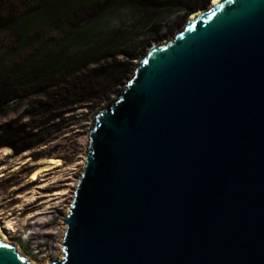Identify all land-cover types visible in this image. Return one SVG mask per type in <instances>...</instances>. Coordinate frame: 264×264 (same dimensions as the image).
<instances>
[{
	"label": "water",
	"instance_id": "95a60500",
	"mask_svg": "<svg viewBox=\"0 0 264 264\" xmlns=\"http://www.w3.org/2000/svg\"><path fill=\"white\" fill-rule=\"evenodd\" d=\"M134 68L48 264H264V0L210 4ZM0 264L31 263L0 234Z\"/></svg>",
	"mask_w": 264,
	"mask_h": 264
},
{
	"label": "rangeland",
	"instance_id": "374dc122",
	"mask_svg": "<svg viewBox=\"0 0 264 264\" xmlns=\"http://www.w3.org/2000/svg\"><path fill=\"white\" fill-rule=\"evenodd\" d=\"M211 1L164 0L169 4L160 6L162 0H98L67 22L37 26L23 47L13 41L8 50L0 48V60L9 72L42 61L44 48H50L48 56L64 48L81 52L83 63L86 60L59 87H14L0 97V226L5 241L15 244L31 264L64 256L66 225L61 219L84 169L92 113L123 89L149 45L165 43ZM26 5L24 0H0V40H9V14L18 17ZM78 29L92 33L76 40ZM56 92L63 98L55 97ZM45 164L51 168L30 179ZM35 220L46 221L41 225L44 235L36 239L51 244L43 245L44 250L29 239Z\"/></svg>",
	"mask_w": 264,
	"mask_h": 264
},
{
	"label": "trees",
	"instance_id": "16d2710c",
	"mask_svg": "<svg viewBox=\"0 0 264 264\" xmlns=\"http://www.w3.org/2000/svg\"><path fill=\"white\" fill-rule=\"evenodd\" d=\"M10 1L13 2V0ZM97 1L98 0H24V2L27 3V11L18 17L16 16V13L9 14V40H0V48L8 50V47L11 46L13 41L19 42V46L23 47L30 42L29 37L31 32L45 21L50 23H53L54 21L67 22L68 19L75 17V14L82 9L95 6ZM167 4L169 3H164V0H162V3H159L160 6H166ZM194 14L195 12L192 15ZM89 33H92V30L78 29L74 34V38L79 40L85 35L89 36ZM49 49L44 48L40 50L44 58L42 61L33 63H31V61L23 66L21 65L18 68H14L12 72L6 71L3 60H0V97L7 95L14 87H18V89L25 88L27 90L32 87H40L41 90L59 87L63 82L65 83V80H68L67 78H69L70 75L86 62L85 60L83 63L81 52H64L63 48V53L59 54V52H56L53 53L54 55L48 56ZM42 86L45 88H42ZM54 96H58L59 99L60 97L63 98L59 92H56ZM43 166H40L34 171L31 174L30 179L36 180L41 171L35 178H33L32 175ZM15 168H18V166H15ZM49 169L42 171H47ZM32 208L33 206L28 209ZM43 224H46V221L35 220L30 224L32 229L29 234L30 240L32 239L36 241V239L44 235L41 226ZM43 245L50 247L51 244L35 242V246L38 249L39 247H42L40 249L44 250Z\"/></svg>",
	"mask_w": 264,
	"mask_h": 264
},
{
	"label": "bare ground",
	"instance_id": "6f19581e",
	"mask_svg": "<svg viewBox=\"0 0 264 264\" xmlns=\"http://www.w3.org/2000/svg\"><path fill=\"white\" fill-rule=\"evenodd\" d=\"M216 1H218V0H213V1L211 2V4L215 3ZM200 11H202V9L199 10V11H197V12H195V14L192 15V16H190L189 18L192 19V18H193L195 15H197ZM154 43H155V42H154ZM49 168H51V164H48V165H45V166L41 167L37 172H35V173L32 175V177L35 178L36 175H37L40 171L45 170V169H49ZM0 234H1L2 237H3V240H6V237H5V236L3 235V233H2L1 227H0Z\"/></svg>",
	"mask_w": 264,
	"mask_h": 264
}]
</instances>
